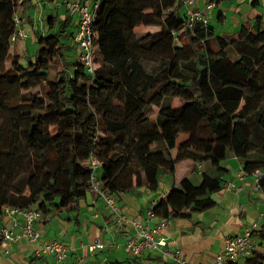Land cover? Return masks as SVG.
<instances>
[{"label": "trees", "instance_id": "obj_1", "mask_svg": "<svg viewBox=\"0 0 264 264\" xmlns=\"http://www.w3.org/2000/svg\"><path fill=\"white\" fill-rule=\"evenodd\" d=\"M94 1L89 75L73 42V12L51 9L45 35L32 28L35 58L23 65L10 38L16 15L21 27L32 24L33 1L0 0V223L6 209L77 211L92 193L90 157L108 196L155 191L181 162L194 172L199 165L197 186L183 178L154 202L152 213L167 221L215 207L225 161L235 158L248 176L264 171L262 17L227 39L209 17L205 27H188L185 0ZM146 27L158 30L137 32ZM260 186L264 192V177ZM254 237L264 240V220ZM262 263L257 249L243 264Z\"/></svg>", "mask_w": 264, "mask_h": 264}, {"label": "crops", "instance_id": "obj_2", "mask_svg": "<svg viewBox=\"0 0 264 264\" xmlns=\"http://www.w3.org/2000/svg\"><path fill=\"white\" fill-rule=\"evenodd\" d=\"M32 1L27 11L32 24H24L22 27L30 32V37H32V28L38 24V33L45 35L47 27L43 17L49 12L46 10V2L44 0ZM74 2L82 4L81 0L68 3ZM204 6L205 4L202 3L198 8L201 9ZM216 8L214 7L211 11L213 12ZM56 9L61 10V6L56 5ZM64 9L67 10L66 5ZM229 9L237 16L234 23L239 29L238 25L252 23L257 17H262L261 24L264 27V0H233L230 2ZM219 13L222 14L221 22L225 21L226 15L219 11L216 16ZM245 13L249 16L245 17ZM253 13L257 16L251 19ZM59 15L62 16L63 13ZM75 16L76 14L73 15L74 20ZM223 167L226 174L223 175L222 181L233 183L235 186L233 191L221 189L216 192L213 195L216 205L210 210L194 214L190 219L167 221L164 237L169 248L178 251L190 264H211L215 255L222 250L227 238L241 233L251 223H257L259 229L264 220V216H261L264 212V205L255 193V177L246 175L240 178L238 172L242 165L235 158L225 161ZM180 171L182 176L179 174ZM199 173L194 172L191 162L183 161L178 164L173 175L165 176L161 180L155 191L140 187L129 193H121L112 197L120 214L145 225L146 213L151 203L164 198L172 188L179 185L184 177L197 186L200 183ZM158 220L155 217L149 221L148 225L154 226ZM3 221L6 226L12 223L21 225L22 217L15 215ZM33 226L40 234L37 244L30 245L21 240L9 248L8 254L0 251V264H107L114 262L119 264H170L164 262L154 252H145L136 258L130 257L125 244L132 231L122 229L115 224L114 216L95 193L88 194L80 202L77 211L70 213L63 211L58 215L48 217L41 215ZM15 232L18 233L19 230L15 229ZM97 239L104 244L103 248L96 250L93 255L88 254L87 246ZM258 239L256 237V240ZM55 241L64 244L67 248V259L63 263H57L51 255L36 256L37 248ZM257 246L259 250L264 251L263 242ZM90 259L92 261H88Z\"/></svg>", "mask_w": 264, "mask_h": 264}, {"label": "built area", "instance_id": "obj_3", "mask_svg": "<svg viewBox=\"0 0 264 264\" xmlns=\"http://www.w3.org/2000/svg\"><path fill=\"white\" fill-rule=\"evenodd\" d=\"M88 0H85V2ZM82 4L79 2L67 3L66 9L76 14V26L73 34V42L77 45L78 51L81 55V61L89 75L94 74L95 65L93 62V30L95 20V10L97 3L94 0ZM187 9L188 27L194 23H199L202 26L208 24V14L214 8L213 4H206L203 9H198L195 0H185L183 3ZM264 17V15H263ZM15 33L11 36V44H16L18 41L25 40L28 31L21 27L17 15L14 17ZM91 169L89 182L92 185V193L97 194L106 205L108 211L114 216L115 224L122 229L132 231L128 236L125 248L130 257H140L145 252L157 253L160 258L170 264H190L188 260L181 256V254L169 248L164 237V231L167 226V220L159 219L154 226H149V221L155 218L152 213L154 202L148 207L146 213V224L141 225L135 220L129 219L120 214L112 196L104 194L100 189V184L97 182V172L99 163L93 157L88 161ZM200 166H197L199 173ZM240 178L246 176L242 167L238 172ZM252 176L255 177V193L260 197L264 205V192L260 186V179L264 177V171H255ZM223 182V181H222ZM235 188L233 183L223 182L221 189L224 191H233ZM15 215H21V225L12 223L6 226L3 219L12 218ZM41 214L34 209L19 210V209H6L0 223V241L1 252L8 254L9 248L17 244L19 241L24 240L30 245H35L39 241L40 234L34 228V222L40 218ZM264 216V212L261 214ZM15 229L19 232L16 233ZM258 229L257 223H251L241 233L229 237L224 241L222 250L215 255L211 264H239L251 257L252 253L258 249L256 245V237L254 232ZM104 244L99 240H95L91 245L87 246L86 251L88 254L93 255L96 250L102 249ZM115 247V246H114ZM36 256L51 255L57 263H63L67 259V248L64 244L59 242H50L41 245L35 250ZM82 262V261H81ZM264 264V263H262Z\"/></svg>", "mask_w": 264, "mask_h": 264}, {"label": "rangeland", "instance_id": "obj_4", "mask_svg": "<svg viewBox=\"0 0 264 264\" xmlns=\"http://www.w3.org/2000/svg\"><path fill=\"white\" fill-rule=\"evenodd\" d=\"M85 3H88V1H86ZM202 3L204 5L205 0H195L196 6H199ZM56 5H57L56 3L52 4V3L46 2V7H47L46 10L50 11V8H51L54 11V8H56ZM229 6H230V2L221 3L219 6H217L216 10H214L213 12L211 11L208 14L209 23L214 28L215 35L221 36L223 34V36L226 37L227 39L234 38L233 36H236L237 30H239V27H236V25L234 23V20L237 18V16L235 14H233V12L230 11ZM221 8H223V9H221ZM219 9H221V10H219ZM219 11H222L226 15L225 21L220 22L217 20L216 15ZM63 12H64V6H61V10L57 9L56 14L58 16H60L59 13H63ZM183 13H185L184 8H183V11H181V15H183ZM253 14L254 15L251 16V19L255 18L256 13H253ZM246 16H249V15H247V13H245V17ZM238 26H241V24ZM157 30L158 29L155 27H146V28L138 29L137 32L146 33V32H155ZM26 38L27 39H25V40L18 41L16 44H11V52L16 53L20 56V62L23 65H26L29 60H31V61L34 60L35 51H36V47H37L35 39L33 37H30V32L27 33ZM205 99L207 102L211 101V99L209 97H207ZM181 104H182V102L180 100H175V102H174V106H179ZM52 132H53V130H52ZM200 170H201V168H200ZM181 173L182 172L180 171L179 174L181 175ZM97 174H99V172H97ZM184 178H186V177H184ZM256 242H257L256 245H258L261 242H263V244H264V240L262 241V240L258 239V240H256ZM98 256H100V254H98ZM88 261H92V260L90 259ZM239 264H242V263H239Z\"/></svg>", "mask_w": 264, "mask_h": 264}]
</instances>
